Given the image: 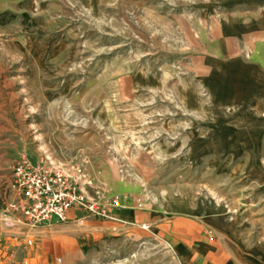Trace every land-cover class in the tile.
Returning <instances> with one entry per match:
<instances>
[{
    "label": "rangeland",
    "instance_id": "374dc122",
    "mask_svg": "<svg viewBox=\"0 0 264 264\" xmlns=\"http://www.w3.org/2000/svg\"><path fill=\"white\" fill-rule=\"evenodd\" d=\"M244 11L264 17V0H0V264H174L152 236L96 238L85 222L104 218L83 213L79 223L12 230L3 211L22 156L80 167L99 203L129 183L150 207L207 201L229 220L250 208L258 222L247 246L264 260L254 211L264 208V163L235 148L239 121L218 119L192 59L202 17Z\"/></svg>",
    "mask_w": 264,
    "mask_h": 264
},
{
    "label": "crops",
    "instance_id": "0c3cea01",
    "mask_svg": "<svg viewBox=\"0 0 264 264\" xmlns=\"http://www.w3.org/2000/svg\"><path fill=\"white\" fill-rule=\"evenodd\" d=\"M240 4L246 5L244 1ZM251 15L244 11L220 14L215 19L202 17L201 27L193 30L197 44L192 59L194 71L200 74L207 93L222 112L223 117L218 119L232 116L239 121L232 127L235 148L245 144L244 151L249 153L246 163H264V17ZM216 132L220 156L224 158L225 129ZM75 167H68L67 171L72 173ZM115 176L119 180L128 177L123 172ZM87 177L91 185L94 180ZM124 186L120 193L102 198L117 197L120 201V207L111 210V219L85 222L96 238L121 232L127 241L138 243L152 236L166 244L174 264H264L254 249L247 246L251 226L258 222L252 221L254 213L250 208L244 210L243 218L229 220L223 208L209 206L207 201L193 204L185 199L176 205L150 207L145 203L142 189L129 183ZM254 211L264 217V208ZM82 215L79 209H72L65 223H79ZM10 216L9 221L14 223L12 230L26 233L21 217ZM54 224L58 223L53 221L38 229Z\"/></svg>",
    "mask_w": 264,
    "mask_h": 264
},
{
    "label": "built area",
    "instance_id": "2783aa9c",
    "mask_svg": "<svg viewBox=\"0 0 264 264\" xmlns=\"http://www.w3.org/2000/svg\"><path fill=\"white\" fill-rule=\"evenodd\" d=\"M85 179L78 166L70 173L52 163L32 162L22 156L12 170L13 199L3 212L18 214L28 232L53 221L65 223L75 208L87 217L111 219V210L120 207L119 199L114 197L108 203L89 199L83 187Z\"/></svg>",
    "mask_w": 264,
    "mask_h": 264
}]
</instances>
